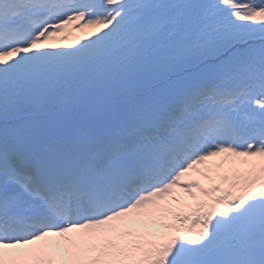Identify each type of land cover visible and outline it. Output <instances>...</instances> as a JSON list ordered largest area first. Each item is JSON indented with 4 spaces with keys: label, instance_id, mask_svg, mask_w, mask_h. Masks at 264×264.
I'll return each mask as SVG.
<instances>
[{
    "label": "snow or ice",
    "instance_id": "1",
    "mask_svg": "<svg viewBox=\"0 0 264 264\" xmlns=\"http://www.w3.org/2000/svg\"><path fill=\"white\" fill-rule=\"evenodd\" d=\"M0 264H264V0H0Z\"/></svg>",
    "mask_w": 264,
    "mask_h": 264
},
{
    "label": "rangeland",
    "instance_id": "2",
    "mask_svg": "<svg viewBox=\"0 0 264 264\" xmlns=\"http://www.w3.org/2000/svg\"><path fill=\"white\" fill-rule=\"evenodd\" d=\"M74 38L78 39L79 38V33H72V35H70L69 38L67 40H64V41H60L57 38V40L55 42L60 43L62 46L70 45ZM194 42H196V37L195 36L190 37L189 38V43L192 44ZM120 91H121V94H125L126 93L125 89H121Z\"/></svg>",
    "mask_w": 264,
    "mask_h": 264
},
{
    "label": "trees",
    "instance_id": "3",
    "mask_svg": "<svg viewBox=\"0 0 264 264\" xmlns=\"http://www.w3.org/2000/svg\"><path fill=\"white\" fill-rule=\"evenodd\" d=\"M197 44H198V41H197V38H196V42L192 43L191 45H192L193 47H196ZM209 62H211V61H209ZM29 120H30V117H27V116H25V117L22 118V122H23V123H27V122H29Z\"/></svg>",
    "mask_w": 264,
    "mask_h": 264
}]
</instances>
